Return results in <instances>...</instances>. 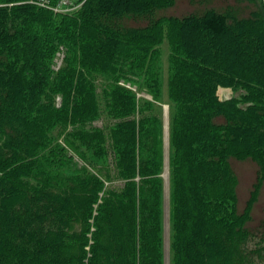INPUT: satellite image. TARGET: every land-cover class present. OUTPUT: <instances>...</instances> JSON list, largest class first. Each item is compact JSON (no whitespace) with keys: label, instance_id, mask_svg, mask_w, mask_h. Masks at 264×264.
Masks as SVG:
<instances>
[{"label":"trees","instance_id":"1","mask_svg":"<svg viewBox=\"0 0 264 264\" xmlns=\"http://www.w3.org/2000/svg\"><path fill=\"white\" fill-rule=\"evenodd\" d=\"M172 2L85 0L62 26L28 0H0V264H163L157 130L148 152L140 138L137 160L134 123L116 128L124 181L117 191L87 170L65 172L48 149L55 129L95 114L97 73L143 67L160 40L155 13ZM258 2L234 0L222 12L170 21V42L182 56L169 84L172 264H264V235L248 227L255 190L239 210L231 167L264 158ZM250 4L255 10L240 15ZM60 43L65 61L54 72ZM218 86L245 93L221 101ZM123 97L112 109L133 112V95ZM64 140L85 148L91 163L106 159L104 137Z\"/></svg>","mask_w":264,"mask_h":264},{"label":"rangeland","instance_id":"2","mask_svg":"<svg viewBox=\"0 0 264 264\" xmlns=\"http://www.w3.org/2000/svg\"><path fill=\"white\" fill-rule=\"evenodd\" d=\"M82 1L74 0V5L79 6ZM58 2L59 0H45L42 4L44 3L43 5L52 9V11L51 9L45 10L52 13L53 21L65 26L64 16L76 13L82 6L72 11H66L63 10L66 9L64 8L66 3H63L64 7H58ZM227 4H234V0H174L171 4L157 11L155 17L161 19L160 40L144 56L143 67L133 71L125 66L115 71L116 73L113 76H104L102 73H97L95 76L97 104L95 114L91 116V119H81L75 123L68 122L65 126L55 129L54 137L58 139L56 141L57 144L55 142V144L50 146L51 150L48 149L51 157L58 161L57 165L60 164L65 172L71 173L80 168L87 170L98 176L106 189L117 191L123 186L124 181L118 175L114 160V146L112 145L111 137H115L116 128L126 123V120L134 123L136 137H138L136 146L137 160L141 149L140 138L142 141L141 145H143L142 150L146 148V152H148L153 144L150 139L147 140V137H150V132L157 130L158 137H155V139L157 145H159L161 159L156 177L161 181L162 193L163 264H172V204L169 162L172 155L170 121L173 106L169 99V84L176 66L182 59L179 49H176L170 42V21L171 19H181L186 15L209 9L222 12L227 7ZM254 4L258 7L261 4L263 8L264 0ZM253 10H255L254 6L250 4L242 8L240 15L246 16ZM65 56V46L60 43L56 47L51 63L52 71L57 72L59 70L64 64ZM115 88H117L116 92ZM233 89V87L218 86L215 89V95L217 99L224 100L232 97L238 98L245 93L240 88ZM129 94L133 95L135 100L134 111L131 113L127 112V114L114 111L112 109L114 106L113 101L117 99L119 105L122 102L119 101V98ZM241 105L245 104L242 103ZM92 135L104 137L106 159L102 162L100 160L98 164L90 162L85 148H74L64 140L65 137H90ZM231 167L237 179L238 208L241 210L244 207L246 200L250 198V192L255 190V198L250 208L251 218L248 227L259 230L264 235V158L258 161L250 159L232 160ZM138 180H141V176L137 171L135 181Z\"/></svg>","mask_w":264,"mask_h":264},{"label":"built area","instance_id":"3","mask_svg":"<svg viewBox=\"0 0 264 264\" xmlns=\"http://www.w3.org/2000/svg\"><path fill=\"white\" fill-rule=\"evenodd\" d=\"M40 1L44 2L45 0H40ZM42 2H39L38 0H28V3H29V4H32V5H34V6L38 7V8L42 7V9H46V10L51 9L50 7H46L45 5H43L44 3L42 4ZM84 2H85V0H83L79 6H75V5H74V0H59V2H58L59 5H58V7H59V6L64 7V6H63V3H66V5H65L66 7H64V8H66V9H63V10H66V11H72V10H74V9H76V8H78V7H80V6H82ZM74 6H75V7H74ZM51 11H52V9H51Z\"/></svg>","mask_w":264,"mask_h":264},{"label":"bare ground","instance_id":"4","mask_svg":"<svg viewBox=\"0 0 264 264\" xmlns=\"http://www.w3.org/2000/svg\"><path fill=\"white\" fill-rule=\"evenodd\" d=\"M78 6V5H77ZM170 18V17H169ZM172 53V52H171ZM60 67V66H59ZM250 260V259H249Z\"/></svg>","mask_w":264,"mask_h":264}]
</instances>
